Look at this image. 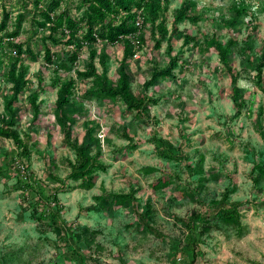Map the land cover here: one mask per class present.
I'll return each mask as SVG.
<instances>
[{
    "label": "rangeland",
    "instance_id": "obj_1",
    "mask_svg": "<svg viewBox=\"0 0 264 264\" xmlns=\"http://www.w3.org/2000/svg\"><path fill=\"white\" fill-rule=\"evenodd\" d=\"M78 1L69 0L61 8L67 6L72 15L82 13L76 7ZM183 1L169 0L165 11L169 30ZM191 1L196 2L197 22L177 23L178 31L167 35L156 50L152 49L154 39L146 30L143 46L135 49L127 60L132 91L137 97L144 94L151 100L147 107L150 119L137 118L121 101L81 98L91 81L77 75L76 70L85 68L89 48H94L97 54L107 53L105 71L115 81L122 43L109 45L98 41L90 47L84 45L73 69L58 72L61 77L75 79L72 100L81 111L72 125V139H82L86 124H98L102 161L107 165L105 171L98 173L91 189L58 192L63 206L61 217L77 230L87 228L90 232L89 247L85 248L84 241L76 242L85 251L83 264H264V181H253L251 174L253 163L264 160V130L259 129L264 123V67L260 81L253 78L254 63L264 44V0H245L251 5L250 13L235 17V25L231 5L237 0ZM3 9L10 12L9 30L14 28L16 15L23 12L14 42H23V49L30 44L37 57L30 59L23 55L28 65L25 77L28 84L13 104L16 112L13 128L21 138L27 132L31 134L28 157L14 153L19 150L13 141L0 136V264H59L62 259H66V264H82L81 260L69 261L66 256L73 240L57 236L31 218L27 205L37 195L45 196L58 188L59 182L48 176V166L63 178L69 170L67 161L74 158V150L65 143L54 117L56 94L51 84L54 65L42 59L41 36L48 30L36 23L42 17L32 0H0V21ZM184 33L195 40L184 44ZM213 35L222 43L234 41L229 59L240 71L237 86L243 106L238 115H234L237 107L227 72L217 53L204 49V41ZM66 39L60 36L57 43L48 40L46 43L53 51L66 54L72 49ZM4 42L5 39L0 41V53H4L5 60L11 49ZM168 46L170 55L179 57L174 76L157 80L145 90L143 83L150 76L152 65L161 67L167 63ZM134 48L135 43L131 49ZM95 64L100 72L102 66L97 57ZM5 71V64L0 65V112L3 96L11 88ZM32 90L40 92L37 98L40 114L35 123L26 98ZM123 129L128 138L122 137ZM153 136L168 139L186 159L175 162L159 157ZM200 158L202 173L190 174L187 164L194 166ZM18 163L28 165L35 182L31 192L23 193L25 196L17 183ZM145 165L156 166L162 172L172 171L184 186L197 187L194 197L182 194L174 186L152 190L149 184L160 171L144 174L140 168ZM199 176L204 177L201 185ZM131 186L136 189L137 210L92 209L94 195L102 191L129 192ZM227 191L224 205L233 203L238 208L241 231L212 222L208 231L201 232L200 223L190 218L191 213L217 208ZM147 202L151 205L150 213L141 219L139 213L145 211Z\"/></svg>",
    "mask_w": 264,
    "mask_h": 264
},
{
    "label": "trees",
    "instance_id": "obj_2",
    "mask_svg": "<svg viewBox=\"0 0 264 264\" xmlns=\"http://www.w3.org/2000/svg\"><path fill=\"white\" fill-rule=\"evenodd\" d=\"M36 11L42 17V20L36 21L39 27L48 30L47 34L41 36L43 50L42 59L46 64L54 65V74L51 76V84L55 87L56 98L54 101V117L60 130L63 132L64 141L74 150L73 160H68L69 170L65 177L60 178L48 166V176L54 181L59 182L58 188L49 192L45 196H39L34 200L28 202L30 209L29 216L34 220L40 221L47 226L57 236L65 240H73L70 250L66 251V256H69V261L75 260L84 263L85 253L84 248L76 245V242L84 241L85 248L90 246L87 235L90 234L87 228L77 230L71 223H67L62 217L63 206L59 202L58 192L67 191L73 188L91 189L95 185L96 177L99 172L105 171L106 163L102 161L103 150L101 146V139L99 137L98 124L88 123L85 125L84 133L81 140L77 138L72 139V125L75 123L77 113L81 111L76 103L72 100L74 96L75 79L61 77L58 75L60 70L69 71L73 69L75 63L79 58L81 48L86 45L90 47L96 42L100 41L104 44L115 45L117 43L123 44V52L119 61L117 77L115 81L111 80L106 71L107 53L101 52L97 54L94 48H89L87 61L83 70H76V74L90 79V85L81 94L82 100H90L95 98L101 102H117L121 101L125 109L134 112L137 118L150 119L148 113V104L150 98L144 94L137 97L131 88V79L127 70V60L134 55L135 49H141L145 38L143 33L147 30L154 39L153 50L161 46L162 40L171 33L178 31L177 23L189 20L195 23L199 19V15L195 12L196 2L191 0H184L174 13L171 29L169 30L166 24L165 11L168 9L169 0H79L76 4L82 13L72 15L65 5L61 8V4L67 3L69 0H49L44 3V0H32ZM251 5L245 0L234 1L231 5L233 11L232 24L235 25V19L245 13H250L248 10ZM23 12L18 13L15 17L14 28L8 29L7 22L11 19L10 12L3 9L2 19L0 21V41H5L10 47L7 58L4 60L0 53V65L6 66L5 75L11 83L10 92L3 96V110L0 112V136L10 138L16 149L19 151L14 153L28 157L30 148L29 141L31 134L27 132L24 138H21L18 131L13 128L16 124V112L14 109V102L19 99V93L24 89L28 80L25 78L28 65L24 62L23 55L27 58L34 59L37 53L34 52L30 44H26L23 49V42L15 41L14 39L19 34L21 22L23 20ZM236 17V18H235ZM146 29L145 27H147ZM60 36L67 37V44L72 45V49L68 53L55 52L51 49L46 41L57 43ZM157 36V38H155ZM184 44L195 40L189 34H183ZM135 43V48L131 49ZM234 41L229 39L224 43L220 42L216 35L204 41V49L214 50L221 62L223 69L227 72L232 88V98L236 105V112L238 115L243 106V101L239 99V88L237 81L240 77V71L235 69L229 59V53L232 50ZM171 46H168V61L164 66L152 65L150 76L143 83V88L146 90L153 85L157 80L174 76L173 69L178 65L179 57L177 54L170 55ZM96 57L102 70L99 72L96 68ZM264 67V44L257 61L254 63L255 74L253 78L260 81ZM38 90H32L27 95V101L31 106L33 118L32 123H35L40 114L39 104L37 98ZM153 99V98H152ZM155 101V100H152ZM259 129L264 130V123L259 126ZM122 137L128 138V134L124 131L121 133ZM154 149L159 157L169 161L181 162L186 159L178 147L165 138L153 136ZM201 160L195 163L194 166L187 164L190 174L202 173ZM50 164H54L51 161ZM17 170L18 187L23 193L31 192L34 189V180L31 177V170L26 164H15ZM144 174H151L160 171L156 166L145 165L140 168ZM253 181H264V160L256 161L251 168ZM179 176L172 171H160V175L155 177L149 186L154 191H159L170 186H174L182 194L190 198L194 197V190L190 185L184 186L179 181ZM204 180L203 176H199L198 181L200 185ZM74 182V184H71ZM135 188L130 187L129 192H106L102 191L100 194L93 196L95 204L92 209L111 210L115 207H131L137 210L138 201L135 196ZM227 192L222 195V205L219 204L217 208H206L202 211H193L191 219L200 223L199 228L201 232L208 231L212 222H221L226 225L236 227L240 232L242 229L240 222V213L238 208L233 203L224 205L227 199ZM27 195V194H26ZM218 203V202H217ZM151 210L149 202L146 203V209L143 213H139V217L144 219ZM197 226V225H195ZM190 228V226H188ZM191 229V228H190ZM65 256V257H66ZM66 259H62L59 264H66Z\"/></svg>",
    "mask_w": 264,
    "mask_h": 264
}]
</instances>
